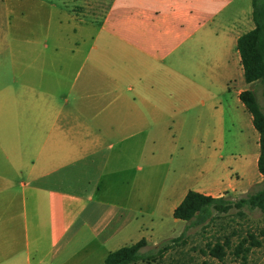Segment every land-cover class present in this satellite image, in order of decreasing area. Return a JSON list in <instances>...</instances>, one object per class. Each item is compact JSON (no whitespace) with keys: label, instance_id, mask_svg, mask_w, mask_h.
I'll use <instances>...</instances> for the list:
<instances>
[{"label":"crops","instance_id":"obj_1","mask_svg":"<svg viewBox=\"0 0 264 264\" xmlns=\"http://www.w3.org/2000/svg\"><path fill=\"white\" fill-rule=\"evenodd\" d=\"M92 1L0 0V264H103L178 235L188 190L264 180L239 96L252 1Z\"/></svg>","mask_w":264,"mask_h":264},{"label":"trees","instance_id":"obj_2","mask_svg":"<svg viewBox=\"0 0 264 264\" xmlns=\"http://www.w3.org/2000/svg\"><path fill=\"white\" fill-rule=\"evenodd\" d=\"M251 1L254 27L237 38L236 46L240 53L245 81L260 82L264 95V0ZM239 96L252 114L253 125L259 133L260 149L257 167L264 177V108L259 104L252 88L243 90ZM243 204L264 211V185L248 191L235 201L228 200L224 196L213 197L188 190L173 210L174 218L186 221L184 229L178 235L162 239L145 250L143 248L148 246V243L146 239L140 238L136 242L109 251L103 264H191L185 258L172 256L165 262L168 254L186 243V229L191 225H200L202 228L214 220L216 213L226 212L233 206L241 207ZM234 233L235 231L232 230V234ZM229 236L230 234L215 236L203 247H199L200 254L209 258L203 259L201 264H222L228 253L245 261L250 249L261 244V240L252 232L241 236L233 246ZM229 248L231 249L228 252Z\"/></svg>","mask_w":264,"mask_h":264},{"label":"rangeland","instance_id":"obj_3","mask_svg":"<svg viewBox=\"0 0 264 264\" xmlns=\"http://www.w3.org/2000/svg\"><path fill=\"white\" fill-rule=\"evenodd\" d=\"M108 1L109 0H93L92 3L89 4L88 10L91 11L92 14H97L105 9ZM81 8L82 10L85 9L83 6L76 4V11H82ZM252 87L259 104L264 108V95L262 94L261 83L254 82ZM263 185L264 180L259 185L252 187L250 191ZM244 195L245 194L238 196L225 195L224 197L228 200L235 201ZM180 223L183 224L184 221L181 220ZM232 230L235 231L234 234H232ZM247 232H252L258 236L261 240L260 246L252 247L245 261H241V259L228 253L224 257L222 264H264V211L256 207H250L247 204H243L241 207L233 206L226 212L216 213L214 220L202 228L200 225L189 226L185 231L186 243L179 246L176 251L168 254L165 258V262L172 256L174 258H185V260H188L191 264H201L203 259L209 258L201 255L198 248L203 247L207 241L213 240L215 236L230 234L229 237L231 245L233 246L239 238ZM149 247H151V245L146 246L143 250ZM230 249L231 248L227 249V251L229 252ZM189 257H191V259H189Z\"/></svg>","mask_w":264,"mask_h":264}]
</instances>
